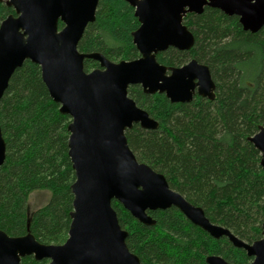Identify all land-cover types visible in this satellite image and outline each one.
<instances>
[{
  "label": "trees",
  "instance_id": "trees-1",
  "mask_svg": "<svg viewBox=\"0 0 264 264\" xmlns=\"http://www.w3.org/2000/svg\"><path fill=\"white\" fill-rule=\"evenodd\" d=\"M7 1H0V26L15 15ZM183 24L195 37L193 48H170L157 60L168 68L194 59L207 66L215 98L195 96L191 103H172L164 94L149 95L131 86L129 97L159 128L135 125L126 132L128 144L139 162L162 174L211 223L252 244L263 238L264 221L262 156L250 142L264 126V27L257 33L245 31L237 16L208 7L200 15L185 16ZM139 27L135 9L125 0H100L95 22L78 50L99 53L114 63L136 60L140 54L132 35ZM84 66L91 72L99 63L85 60ZM70 124L71 118L51 98L41 68L26 61L0 101L6 143L0 168V231L11 237L31 233L44 245L60 246L69 238L76 180L69 156ZM36 191L51 196L29 217V197ZM112 205L128 232V248L142 264H207L209 256L232 264L252 262L243 249L225 237H211L176 208L149 212L155 225L145 226L117 201ZM21 264L48 261L30 256Z\"/></svg>",
  "mask_w": 264,
  "mask_h": 264
},
{
  "label": "water",
  "instance_id": "water-1",
  "mask_svg": "<svg viewBox=\"0 0 264 264\" xmlns=\"http://www.w3.org/2000/svg\"><path fill=\"white\" fill-rule=\"evenodd\" d=\"M2 1V0H0ZM135 9L140 27L133 42L140 57L114 63L99 53L84 54L78 45L95 22L100 0H9L15 15L0 26V101L11 77L26 61L38 65L51 98L71 118L69 156L76 180L69 238L60 246L44 245L28 233L11 237L0 231V264H21L34 257L48 264H142L127 246L125 231L113 208L121 204L145 226L148 214L176 208L193 225L215 239L227 238L243 249L250 264H264L263 238L248 244L230 230L211 223L203 209L172 190L166 178L137 160L126 132L135 125L157 130L159 123L129 97L131 86L146 94H164L172 103H191L195 96L213 100L216 85L209 68L191 60L179 68L160 64L157 55L170 48L189 51L195 37L183 24L188 14L205 8L237 16L245 31L264 27V0H125ZM59 23L64 25L59 29ZM85 60L99 68L86 72ZM261 153L264 169V126L250 138ZM6 143L0 126V168ZM207 264H232L209 256Z\"/></svg>",
  "mask_w": 264,
  "mask_h": 264
},
{
  "label": "rangeland",
  "instance_id": "rangeland-1",
  "mask_svg": "<svg viewBox=\"0 0 264 264\" xmlns=\"http://www.w3.org/2000/svg\"><path fill=\"white\" fill-rule=\"evenodd\" d=\"M50 192L36 191L29 197L28 216L30 217L37 209L43 207L50 199Z\"/></svg>",
  "mask_w": 264,
  "mask_h": 264
}]
</instances>
